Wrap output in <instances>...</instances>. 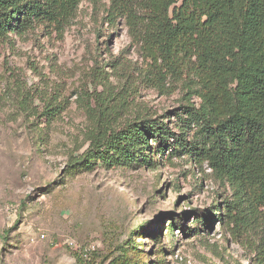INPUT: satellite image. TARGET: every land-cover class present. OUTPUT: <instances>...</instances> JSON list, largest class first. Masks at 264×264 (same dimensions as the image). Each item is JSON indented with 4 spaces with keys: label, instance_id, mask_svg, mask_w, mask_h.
Instances as JSON below:
<instances>
[{
    "label": "rangeland",
    "instance_id": "obj_1",
    "mask_svg": "<svg viewBox=\"0 0 264 264\" xmlns=\"http://www.w3.org/2000/svg\"><path fill=\"white\" fill-rule=\"evenodd\" d=\"M110 2L0 37V264H254L263 220L235 224L234 190L172 154L178 114L200 104L194 81L157 66ZM144 119L175 133L163 153L150 138L140 162L108 148L70 167L99 135ZM197 210L220 215L208 226Z\"/></svg>",
    "mask_w": 264,
    "mask_h": 264
},
{
    "label": "trees",
    "instance_id": "obj_2",
    "mask_svg": "<svg viewBox=\"0 0 264 264\" xmlns=\"http://www.w3.org/2000/svg\"><path fill=\"white\" fill-rule=\"evenodd\" d=\"M82 1L0 0V37L38 23L63 25ZM108 15L112 22L125 21L157 66L187 72L200 104L178 114L177 135L157 119L127 124L99 135L101 141L93 140L89 152L70 167L80 160L91 164L108 148L138 162L137 151L150 138L160 147L150 149L153 156L164 152L174 134L172 154L207 163L237 194L238 200L227 204L231 221L249 227L259 216L264 222V0H111ZM143 134L147 140L140 138ZM196 215L209 226L220 213L197 210ZM185 220L179 217L176 225L185 230ZM254 264H264V234Z\"/></svg>",
    "mask_w": 264,
    "mask_h": 264
}]
</instances>
